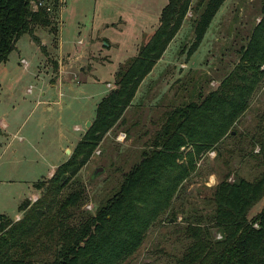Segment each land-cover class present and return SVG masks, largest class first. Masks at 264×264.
I'll list each match as a JSON object with an SVG mask.
<instances>
[{
	"label": "rangeland",
	"instance_id": "1",
	"mask_svg": "<svg viewBox=\"0 0 264 264\" xmlns=\"http://www.w3.org/2000/svg\"><path fill=\"white\" fill-rule=\"evenodd\" d=\"M197 1L192 0L163 61L141 82L124 113V122L104 137L97 149L100 153L94 152L77 173L75 181L84 187V196L79 206L70 210L69 224L93 213L112 194L169 111L198 91L207 94L214 90L238 62L239 48L246 45L260 20L261 1L225 0L197 50L188 55L187 48L194 41L192 7ZM167 2L62 0L53 34L46 28L34 29L45 52L28 34L16 41L8 59L0 64V215L18 221L23 216L18 212L23 201L32 204L40 200L50 217L76 188L77 184L67 183L54 198L55 194L45 196L34 184L48 181L55 167L71 155L87 123L94 120L98 103L114 87L118 65L133 58L152 35ZM2 123L9 125L8 130ZM232 133L195 161L169 210L123 264H179L191 244L186 226L209 225L213 218L215 186L226 177L253 181L260 176L264 170L258 156L259 144L264 141V77ZM190 150L181 151L186 154ZM98 168L102 171L96 174ZM262 207L263 201L258 202L249 217Z\"/></svg>",
	"mask_w": 264,
	"mask_h": 264
},
{
	"label": "trees",
	"instance_id": "2",
	"mask_svg": "<svg viewBox=\"0 0 264 264\" xmlns=\"http://www.w3.org/2000/svg\"><path fill=\"white\" fill-rule=\"evenodd\" d=\"M260 1V20L246 45L239 48L233 69L214 90L207 94L198 91L169 111L112 194L93 213L69 224L70 210L77 208L84 196V187L75 181L77 173L104 137L124 122V113L141 82L191 10L192 0H168L152 35L133 58L118 65L114 87L98 103L94 120L71 155L48 181L34 184L43 195L55 194L54 198L67 183L77 184L76 188L58 203L50 217L40 200L32 204L23 201L18 207L23 216L18 221L0 215V264H123L136 253L150 227L169 210L195 161L233 135V125L248 108L264 77V0ZM224 2L199 0L192 7L194 41L187 48L188 55L197 50ZM62 7V0H0V64L24 34L45 52L34 29L46 28L53 34L52 25ZM187 147L191 150L183 154L182 148ZM258 156L264 166V141L259 144ZM212 200L215 208L209 225L200 222L186 226L191 244L179 264H264V170L253 181L222 179L214 188ZM260 201L262 209L249 217V211Z\"/></svg>",
	"mask_w": 264,
	"mask_h": 264
},
{
	"label": "crops",
	"instance_id": "3",
	"mask_svg": "<svg viewBox=\"0 0 264 264\" xmlns=\"http://www.w3.org/2000/svg\"><path fill=\"white\" fill-rule=\"evenodd\" d=\"M169 46H170V44H169ZM169 46L167 47V49L169 48ZM166 49V50H167ZM166 50H165V52H166ZM165 52L163 53V55H162V57L160 58V60L156 63V65L157 64H160L162 61H163V58H164V54H165ZM155 65V66H156ZM154 66V67H155ZM182 67H184L185 65H181ZM152 72V71H151ZM109 85V84H108ZM46 109H47V111H51L52 110V107H51V105H49V104H47V106H46ZM2 126H3V128L5 129V130H8V128H9V125L8 124H5V123H2ZM65 151H69V149H66ZM63 164V163H62ZM60 165H58L57 167H59ZM57 167H55V169L57 168ZM55 169L52 171V173H51V175H50V177L54 174V171H55ZM49 177V178H50ZM48 178V179H49ZM43 181V180H42Z\"/></svg>",
	"mask_w": 264,
	"mask_h": 264
},
{
	"label": "built area",
	"instance_id": "4",
	"mask_svg": "<svg viewBox=\"0 0 264 264\" xmlns=\"http://www.w3.org/2000/svg\"><path fill=\"white\" fill-rule=\"evenodd\" d=\"M40 5H41V3H40L38 6H40ZM34 8L36 9V8H37V5H34ZM21 63H23V64L25 65V61H24V60H21ZM28 93H31V89L28 90ZM120 136H122L121 138H124V137H125L124 134H122V135H120ZM97 149H98V148H97ZM97 149L95 150V154H96V155H98V154L100 153Z\"/></svg>",
	"mask_w": 264,
	"mask_h": 264
},
{
	"label": "water",
	"instance_id": "5",
	"mask_svg": "<svg viewBox=\"0 0 264 264\" xmlns=\"http://www.w3.org/2000/svg\"><path fill=\"white\" fill-rule=\"evenodd\" d=\"M90 125H91V123H87V125H86L87 129L90 127ZM101 171H102V169L101 168H98V169H96L95 173L97 174V173H99Z\"/></svg>",
	"mask_w": 264,
	"mask_h": 264
}]
</instances>
